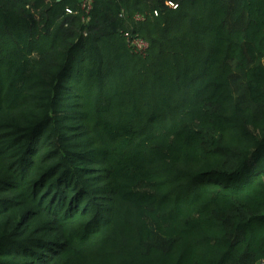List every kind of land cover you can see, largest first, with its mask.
Here are the masks:
<instances>
[{
	"label": "trees",
	"instance_id": "obj_1",
	"mask_svg": "<svg viewBox=\"0 0 264 264\" xmlns=\"http://www.w3.org/2000/svg\"><path fill=\"white\" fill-rule=\"evenodd\" d=\"M263 259L264 0H0V264Z\"/></svg>",
	"mask_w": 264,
	"mask_h": 264
},
{
	"label": "built area",
	"instance_id": "obj_2",
	"mask_svg": "<svg viewBox=\"0 0 264 264\" xmlns=\"http://www.w3.org/2000/svg\"><path fill=\"white\" fill-rule=\"evenodd\" d=\"M81 8L86 11V12H90V10L93 8V2L94 0H78ZM171 6L177 7V4H175L174 2H170ZM67 11L69 13H72L71 9H67ZM138 18H142L140 16H138ZM130 43L131 45L140 52L145 51L148 48V42L140 36H134L130 38ZM258 264H264V259L261 260Z\"/></svg>",
	"mask_w": 264,
	"mask_h": 264
}]
</instances>
